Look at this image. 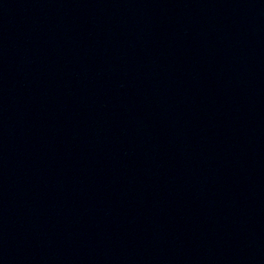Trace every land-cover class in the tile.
I'll list each match as a JSON object with an SVG mask.
<instances>
[{"label":"water","instance_id":"1","mask_svg":"<svg viewBox=\"0 0 264 264\" xmlns=\"http://www.w3.org/2000/svg\"><path fill=\"white\" fill-rule=\"evenodd\" d=\"M0 264H264V0H0Z\"/></svg>","mask_w":264,"mask_h":264}]
</instances>
